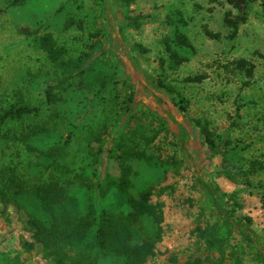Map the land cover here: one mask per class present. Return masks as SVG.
I'll return each instance as SVG.
<instances>
[{
    "label": "rangeland",
    "instance_id": "1",
    "mask_svg": "<svg viewBox=\"0 0 264 264\" xmlns=\"http://www.w3.org/2000/svg\"><path fill=\"white\" fill-rule=\"evenodd\" d=\"M259 1L242 0L236 8L227 0H132L127 14L149 17L138 28L117 30L99 0H0V108L18 90L35 109L29 117L52 124L47 134L27 143L18 139V124H0V169L12 168L32 179L53 177L80 198L86 179L118 171L105 151L94 160L97 144L105 150L111 137L141 125L157 134L146 145L137 140L138 148L161 161L147 166L128 158L132 181L151 180L150 201L161 208L160 240L142 264H183L196 256L210 264L218 257L202 249L193 231L217 219L204 183L234 195L240 206L234 215L250 217L264 251V9ZM176 11L184 20L177 29L186 34L193 52L169 69L158 60L165 57L164 40L175 30L168 20ZM225 11L238 21L233 35L223 23ZM204 29L218 36L207 37ZM94 30L102 31L99 39L112 34V41L105 43L114 51L107 50L105 56L112 53L117 60L112 82L93 92L57 84L56 73L31 44L33 35L48 31L75 55ZM239 60L252 65L250 75L247 67L235 65ZM198 74L204 75L199 82L184 80ZM147 77L160 78L171 91L159 95ZM45 82L52 86L50 95H45ZM195 120L206 123L215 137L226 134L229 145L223 155L206 158L204 145L195 147L193 138L202 139ZM87 131L97 133V139L90 141ZM56 144H64L63 155L55 168L48 167L41 153ZM251 161L260 165L248 176L240 175L238 170ZM22 240H31L24 214L0 204V250L19 254L21 264H50L41 258L37 243L22 251ZM238 243L232 232L225 254ZM241 246L240 252L225 255L223 264H259L253 250Z\"/></svg>",
    "mask_w": 264,
    "mask_h": 264
},
{
    "label": "trees",
    "instance_id": "2",
    "mask_svg": "<svg viewBox=\"0 0 264 264\" xmlns=\"http://www.w3.org/2000/svg\"><path fill=\"white\" fill-rule=\"evenodd\" d=\"M214 2L216 0H207ZM234 7H239L242 0H227ZM106 15L113 19L117 30L120 28H138L149 17L148 14L129 15L125 8L132 0H99ZM264 9V0H260ZM119 8L122 10L120 11ZM223 23L231 28V34L236 32L238 21L229 18V11L222 17ZM173 24V34L164 40V58L159 64H166L169 69L176 68L193 52V47L186 34L177 29V25L184 26L180 12L176 11L170 18ZM204 34L210 38L218 35L204 29ZM101 30H94L88 35V42L84 49L77 54H70L69 50L57 43L52 34L44 31L33 35L31 44L40 50L52 70L56 73V83L64 86H75L88 92L103 89L111 83L117 68L116 56L105 53L111 48L105 46L106 40L112 41V34L106 33L103 40L98 36ZM136 47H139L138 45ZM116 53V52H115ZM239 67H247L246 73L251 74L252 65L245 60L235 62ZM203 74L187 76L185 81L199 82ZM154 83L155 91L164 96L171 91V86L160 78L147 77ZM45 85V95H50L52 86ZM180 110L184 108L180 107ZM35 114V109L29 105L22 93L16 90L12 99L0 108V124L14 123L19 125L18 139L27 143L30 138L45 135L50 130V123L35 122L29 115ZM27 120V123H24ZM198 128L200 140L193 138L195 147L201 149L206 158L221 154L227 150L229 141L226 134L215 137L208 130L206 123L194 121ZM89 132V140L97 139L98 134ZM157 131L146 132L141 125H136L124 135L111 137L109 146L104 150L97 144L92 154L94 160H99L105 151L107 157L117 162L116 175L104 172L101 179L85 180L82 197L67 192L55 178L47 180L32 179L17 173L12 168L0 169V204L21 211L30 233V241L22 240L21 249L28 252L33 243L40 247L41 258L50 264H142L155 253V245L161 237V208L150 201L153 190L151 180L134 183V174L128 163V158L143 162L147 166L159 165L161 161L157 155L145 153L138 148L137 140L145 145L153 140ZM4 134L0 133V139ZM64 144H56L41 153V160L48 167L55 168L63 155ZM260 164L257 161L248 163L247 168L238 170L244 177L252 173ZM224 174L230 178L227 169ZM208 195L210 205L217 213V219L202 226H195L194 236L202 249L211 254L216 252L218 257L204 259L210 264H223L225 255L241 251V244L253 250L259 264H264L262 251L257 235L251 229L249 216H236L234 211L239 208L234 195L220 192L218 187L203 184ZM160 189L159 191H161ZM228 201V204H227ZM228 205V206H227ZM264 207V195L262 196ZM234 232L238 235L239 243L230 248L229 239ZM234 247V248H233ZM0 264H21L17 253L0 250ZM183 264H203L200 257L186 260Z\"/></svg>",
    "mask_w": 264,
    "mask_h": 264
}]
</instances>
